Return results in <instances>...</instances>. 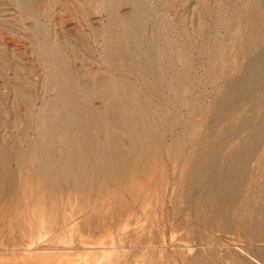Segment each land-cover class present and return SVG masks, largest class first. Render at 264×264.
Wrapping results in <instances>:
<instances>
[{
  "label": "rangeland",
  "instance_id": "1",
  "mask_svg": "<svg viewBox=\"0 0 264 264\" xmlns=\"http://www.w3.org/2000/svg\"><path fill=\"white\" fill-rule=\"evenodd\" d=\"M19 1L0 0V144L16 130L36 138V130L51 128L68 112L54 87L68 82L48 62L53 52L43 53L40 45L59 46L72 75L81 71L80 80L102 72L139 88L148 84V104L138 96L126 102L145 112L161 140L153 172L140 174L132 197L124 192V210L115 215L106 214L116 192L96 188L85 205L75 194L68 200L62 195L65 210L44 220L36 215L30 228H10L0 216V264H264V86L235 98L225 114L218 110L232 80L248 74L249 57L234 49L249 0H142L150 18L145 37H131L124 50L134 52V74L115 69L102 48L108 13L125 15L129 4L26 0L32 15ZM146 41L153 42L155 55ZM175 71L183 78L177 80ZM91 90L98 95L95 85ZM93 104L102 108L98 98ZM254 130H261L255 138ZM40 133L43 153L57 147L56 137ZM176 135L188 145L175 147ZM246 147L236 198L215 196L217 176ZM192 151L193 163H209L201 191L186 190L187 173L178 169ZM93 210L109 228L80 225Z\"/></svg>",
  "mask_w": 264,
  "mask_h": 264
},
{
  "label": "bare ground",
  "instance_id": "2",
  "mask_svg": "<svg viewBox=\"0 0 264 264\" xmlns=\"http://www.w3.org/2000/svg\"><path fill=\"white\" fill-rule=\"evenodd\" d=\"M111 1L115 5L129 4L130 11L125 15H119L115 10L108 13L103 53L115 69L134 74L137 70L134 52L129 48V53L126 54L124 50L129 46L131 37L136 35L140 38L145 37L144 25L150 23V18L142 0ZM262 1L249 0V6L243 11V27L241 35L238 37L235 35L234 51L249 57L248 74L232 80L223 103L218 108L220 113L225 114L228 104L235 98L248 94L253 86H264ZM19 6L24 12L33 15L26 0L19 1ZM200 30L205 29L201 26ZM77 41L82 44L84 40L77 37ZM83 45L86 46L84 43ZM145 45L147 51L155 53L153 42L146 41ZM40 46L43 53L53 52L52 58L47 60L59 67L65 81L68 82V86L64 81L63 83L57 81L56 85L54 84L55 95L62 105L68 108V112L60 113L56 123L50 125L51 128L36 130V138L30 139L26 130H16L15 133L2 137L0 216L4 218L3 224L10 228H30L36 215L44 220L65 210V204L61 202L64 197L68 200L75 194V197H81L82 204H87L88 198L96 188H104V192L111 188L116 192L114 206L111 212L106 214L115 215L124 210V192L132 197L136 192L140 174L144 170L152 173L156 165L155 148L161 140V135L146 122V114L141 108L130 109L126 102L127 99H135L138 96L144 104H148V84L147 87L143 84L144 86L139 88L133 86L128 79L118 80L111 75L104 76L100 70L98 72H101V75L97 73L94 80H80L81 71L79 70L77 75H72L59 46L55 45L54 48L52 47L54 45ZM174 77L177 80L182 79L183 72L175 71ZM92 84L98 89L97 96L91 90ZM152 86L153 84L150 87ZM19 90L14 89L13 93L19 96ZM8 91L6 96L9 95ZM96 98L102 101V108L99 110L93 104ZM71 127L75 130H70ZM92 128L96 130H91ZM39 131H43L47 136L56 137L57 147L43 153L39 145L38 138L41 136ZM260 131L254 130L253 138ZM96 135H100L99 140L96 139ZM172 142L175 147L188 145L180 135L173 137ZM242 151V156L229 163L226 170L217 176L213 192L215 196L226 197L229 201L236 198L243 181L247 147ZM190 158L193 163L196 152L192 151L181 160L178 169L181 174L187 173L186 190L191 187L194 191H201L209 163L199 158L192 164L189 163ZM80 225L95 229L110 227L106 218L99 219V213L95 210Z\"/></svg>",
  "mask_w": 264,
  "mask_h": 264
}]
</instances>
